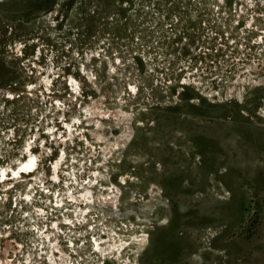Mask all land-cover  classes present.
I'll return each instance as SVG.
<instances>
[{"label":"rangeland","instance_id":"obj_1","mask_svg":"<svg viewBox=\"0 0 264 264\" xmlns=\"http://www.w3.org/2000/svg\"><path fill=\"white\" fill-rule=\"evenodd\" d=\"M253 1L0 0V264H264Z\"/></svg>","mask_w":264,"mask_h":264},{"label":"bare ground","instance_id":"obj_2","mask_svg":"<svg viewBox=\"0 0 264 264\" xmlns=\"http://www.w3.org/2000/svg\"><path fill=\"white\" fill-rule=\"evenodd\" d=\"M254 5V1L253 0H250V2H249V4H248V6L247 7H252ZM258 75H260V74H258ZM261 76H262V74H261ZM89 79H90V77H88ZM244 78V77H243ZM246 78V77H245ZM238 79H239V77H238ZM237 79V80H238ZM236 80V81H237ZM252 80V79H251ZM251 80H250V78L248 79V78H246V79H244V80H242L241 82L242 83H251ZM185 83H186V81H185ZM194 83V85L199 89V90H203L202 89V87H204L205 86V84L202 82V80H200L199 82H193ZM239 83V82H238ZM255 86H263L264 85V77H260L259 79H257V80H255V81H253L252 82ZM239 85V84H238ZM73 86V88L74 89H76L75 88V86L74 85H72ZM207 87V86H206ZM205 88V87H204ZM210 88V87H209ZM209 93V92H208ZM226 93H227V95L230 97V98H233V97H235V98H237V99H239V100H242V93H241V89L240 90H237L236 88L235 89H233V87H228L227 89H226ZM206 94V93H205ZM219 95V94H218ZM210 96H212V95H210ZM227 96V97H228ZM212 97H214V95L212 96ZM223 98H224V96H223ZM94 104H97L98 106H99V102L97 101V102H95ZM120 113H122V111L121 110H119V111H116V112H114L113 114L116 116V115H119ZM104 115V114H103ZM123 117H124V120L126 121V125L123 127V132H122V135H121V138L120 137H118V138H120V140L124 143V142H129L131 139H132V130H131V127H130V122H128V115L127 114H125V113H123ZM123 119V118H122ZM123 126V125H122ZM133 129V128H132ZM134 133V132H133ZM117 140V139H116ZM110 146V145H109ZM125 146V145H124ZM121 147L119 146V145H114L113 147H112V150L111 151H116V150H119ZM123 148V147H122ZM121 150V149H120ZM107 151V150H106ZM114 154V153H113ZM112 155V154H111ZM35 164H36V162H35V157L33 156V155H30V159H29V161H28V163H26L25 165H24V169L25 170H27V171H30L31 169H33L34 167H35ZM122 180H124V179H122ZM100 196H101V198L99 199V204H110V206H112V207H114V206H116L117 205V203H118V196L117 195H115V193H114V195H112V193H108V194H105V193H101L100 194ZM91 199H92V196L89 194V193H86V194H83L82 195V198H81V200L80 201H82V202H85V203H89L90 201H91ZM79 203V202H78ZM125 246V244L123 243V242H120V243H118V242H114L113 241V243H111V242H109V244H107L105 247H103V246H101V244L99 243V242H97V245H96V249H97V251L99 252V253H101L102 254V256L103 257H106V258H108L107 256H106V254H112V252L113 251H115V250H117L118 249V251L120 250V249H122L123 247ZM60 254H64L63 252H61L60 251ZM63 261V260H62ZM64 262V261H63Z\"/></svg>","mask_w":264,"mask_h":264}]
</instances>
